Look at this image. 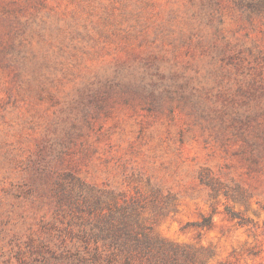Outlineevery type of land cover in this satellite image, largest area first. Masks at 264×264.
<instances>
[{"label":"rangeland","instance_id":"1","mask_svg":"<svg viewBox=\"0 0 264 264\" xmlns=\"http://www.w3.org/2000/svg\"><path fill=\"white\" fill-rule=\"evenodd\" d=\"M238 2L0 0V264H68V172L139 196L206 264H264V168L242 153L264 128V16Z\"/></svg>","mask_w":264,"mask_h":264},{"label":"trees","instance_id":"2","mask_svg":"<svg viewBox=\"0 0 264 264\" xmlns=\"http://www.w3.org/2000/svg\"><path fill=\"white\" fill-rule=\"evenodd\" d=\"M238 4L240 8L256 10L264 16V0L246 4L239 0ZM133 84V78H129L124 93H135L137 89H133ZM247 143L242 153L249 162L248 169L261 171L264 168V128L257 129ZM203 170L207 169L204 167ZM69 176L78 182L77 189L66 181L58 183L59 199L67 202L73 215L69 224L77 226L75 230L68 229V235L74 239L66 251L68 264H206L202 251L160 238L153 233L151 225L142 223L140 215L145 202L139 196L124 198L120 193L119 199L107 186H88L71 172L66 178ZM199 177L200 183L211 189V197L215 198L217 191L223 189L210 171L200 172ZM222 191L224 196L228 195L227 188ZM245 194L246 191L236 185L231 197L245 203ZM225 213L229 218L237 219L238 225L248 223L227 206ZM209 224L210 218L206 216L196 226Z\"/></svg>","mask_w":264,"mask_h":264}]
</instances>
